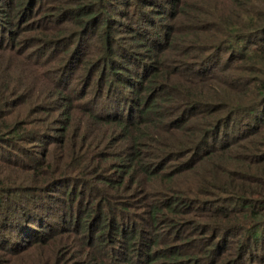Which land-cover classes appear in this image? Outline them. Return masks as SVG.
I'll use <instances>...</instances> for the list:
<instances>
[{"label": "trees", "instance_id": "obj_1", "mask_svg": "<svg viewBox=\"0 0 264 264\" xmlns=\"http://www.w3.org/2000/svg\"><path fill=\"white\" fill-rule=\"evenodd\" d=\"M46 1L0 0V264H264V0Z\"/></svg>", "mask_w": 264, "mask_h": 264}, {"label": "rangeland", "instance_id": "obj_2", "mask_svg": "<svg viewBox=\"0 0 264 264\" xmlns=\"http://www.w3.org/2000/svg\"><path fill=\"white\" fill-rule=\"evenodd\" d=\"M58 1L59 0H48V1H46V4L53 6ZM79 1H81L83 3L86 2V0H78V2ZM158 1L166 3L165 6H161L162 3H159V2H156L155 3V1H150V2H148V4H147L148 6H146L147 7L146 9L151 10V15L154 17V20H156L157 23H160V22L161 23H166V20L168 18H167V14L165 13V11H167L169 8H171V3H168L167 2L168 0H158ZM75 3H77V1H74L73 2V4H75ZM121 6H123V5H121ZM0 7L3 9V8H5V5H0ZM134 8H135L134 6L131 7V9L133 10V12H131V15L132 16L135 15ZM39 12H40V10H38V11L36 10L35 11V16H37L39 14ZM53 12L58 17L61 15V14H59L58 11H53ZM128 12H130V11H128ZM113 15H114L115 18H120L121 19V17H122L120 14H117L115 12L113 13ZM136 16H137V14H136ZM133 18H134V21L131 20L129 17H125L124 19H122L124 22H129V24H131V26L129 28H125L122 24H119V23H115V26H117L119 28V31H120V32H118L119 36H121L120 39H119L120 42H124L125 44H127L128 47H130V49H132L131 52L132 53L135 52V55L143 54V56L142 55L141 56L144 58V57H146V55L151 54L152 51L149 50V49L147 50V48H146L147 45H144L145 39H143L142 36H146V34H145V28L144 27L138 28L136 26L137 23H136L135 17H133ZM52 19H55V18L53 17ZM146 22L149 23V24L151 23L150 21H146ZM155 25H156V23H155ZM155 25H154V27H155ZM71 26H73V25H71ZM73 29H77V28L76 27L71 28V30H73ZM90 34H92V32ZM137 34H140V35H137ZM139 42H142V43H139ZM65 44H66V42H64L59 47L60 48L61 47H65ZM82 49L84 51V49H85L84 45L82 46ZM49 51L50 50H48V52L43 57L47 56L48 53H49ZM84 52H86V51H84ZM133 56H134V54H133ZM133 56H132V58H133ZM34 57H36V54L34 55ZM123 59L125 60V58H123ZM133 60H135V59L133 58ZM126 63H127V61H126ZM91 64H92V62L90 61V62L87 63L86 66L88 68H90ZM128 65H130L132 67V71L130 73L138 76L139 75V72L141 71L140 67H138V68L136 67V69L134 70L133 67H135V65L133 64V62L132 63L128 62ZM87 67H86V70L88 69ZM137 70H140V71L137 73ZM85 72H87V71H85ZM25 73L26 74H29L27 72H25ZM79 78L81 79V77H79ZM35 150L36 151H39V150H41V147H38ZM58 205H60V201H57L56 207H58ZM139 207L140 206H138V208ZM138 211H140V210H138ZM62 218H60V221H58L56 223L57 227H61V226H66V227L67 226H71V225H69L70 224V221H71V217L70 216H68V218H69V223L68 224L67 223H64L62 221ZM43 230L45 231L44 228H43ZM77 244L78 243H73L71 245V248L69 249V250H71V252L70 253L68 252L69 253L68 261H67L68 264H79L80 262L86 261V260L88 261L91 258L90 256L86 257L85 249L81 248ZM12 260H13V264H20V261L17 258H14ZM15 261H18V262H15ZM25 262H26V260H24L23 263H21V264H26ZM119 264H121V263L119 262Z\"/></svg>", "mask_w": 264, "mask_h": 264}]
</instances>
